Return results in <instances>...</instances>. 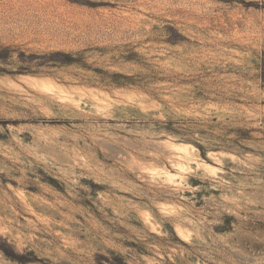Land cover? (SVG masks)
I'll return each mask as SVG.
<instances>
[{
  "label": "rangeland",
  "instance_id": "obj_1",
  "mask_svg": "<svg viewBox=\"0 0 264 264\" xmlns=\"http://www.w3.org/2000/svg\"><path fill=\"white\" fill-rule=\"evenodd\" d=\"M0 264H264V0H0Z\"/></svg>",
  "mask_w": 264,
  "mask_h": 264
}]
</instances>
